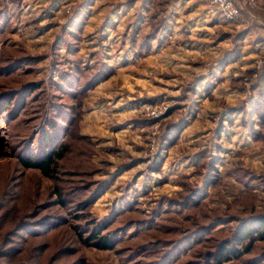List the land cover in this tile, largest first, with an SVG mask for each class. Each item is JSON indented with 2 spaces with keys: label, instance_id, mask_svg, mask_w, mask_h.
<instances>
[{
  "label": "rangeland",
  "instance_id": "obj_1",
  "mask_svg": "<svg viewBox=\"0 0 264 264\" xmlns=\"http://www.w3.org/2000/svg\"><path fill=\"white\" fill-rule=\"evenodd\" d=\"M210 2L0 0V264H199L264 214V13Z\"/></svg>",
  "mask_w": 264,
  "mask_h": 264
},
{
  "label": "trees",
  "instance_id": "obj_2",
  "mask_svg": "<svg viewBox=\"0 0 264 264\" xmlns=\"http://www.w3.org/2000/svg\"><path fill=\"white\" fill-rule=\"evenodd\" d=\"M241 15V21L251 18L245 13ZM242 17L244 18L243 20L241 19ZM2 109V113L7 111L6 106H3ZM4 147L5 139L2 134V129L0 128V152L4 150ZM65 151L67 150L63 148L61 153L47 152L38 159L21 158L19 162L25 169H39L42 174L47 177L51 176V174L57 170V162L61 161L62 158L64 159ZM88 168H91V166ZM96 233L102 232L96 231ZM96 233L89 237L91 241L96 242L95 247L103 250H112V240H109L107 236H96ZM155 240L158 246L168 242L162 241L158 236L155 237ZM212 241H214L213 238L209 243ZM257 242L264 243V214L242 220L228 237L218 239L214 244H208L207 251H203L200 254L201 259L199 264H224L230 261H239L242 258L249 259V257L246 256L252 255L254 245ZM250 259H252V261L258 260L257 264H264V259L260 260L261 255L251 257ZM190 262L191 261L185 264H190Z\"/></svg>",
  "mask_w": 264,
  "mask_h": 264
},
{
  "label": "built area",
  "instance_id": "obj_3",
  "mask_svg": "<svg viewBox=\"0 0 264 264\" xmlns=\"http://www.w3.org/2000/svg\"><path fill=\"white\" fill-rule=\"evenodd\" d=\"M211 12L217 11L226 21L236 23L242 13L257 19V12L264 13V0H210ZM236 28L239 24H236Z\"/></svg>",
  "mask_w": 264,
  "mask_h": 264
},
{
  "label": "crops",
  "instance_id": "obj_4",
  "mask_svg": "<svg viewBox=\"0 0 264 264\" xmlns=\"http://www.w3.org/2000/svg\"><path fill=\"white\" fill-rule=\"evenodd\" d=\"M256 15L258 16L259 19H261L260 12H257ZM259 15H260V16H259ZM242 22H244V21H242ZM256 22L261 26V22H259V21H257V20H256Z\"/></svg>",
  "mask_w": 264,
  "mask_h": 264
}]
</instances>
